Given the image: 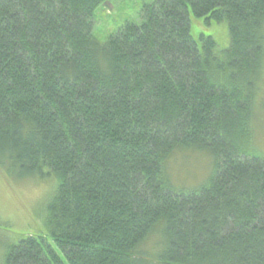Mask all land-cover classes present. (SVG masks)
I'll use <instances>...</instances> for the list:
<instances>
[{
  "label": "trees",
  "instance_id": "16d2710c",
  "mask_svg": "<svg viewBox=\"0 0 264 264\" xmlns=\"http://www.w3.org/2000/svg\"><path fill=\"white\" fill-rule=\"evenodd\" d=\"M107 1L0 0V168L58 181L48 236L4 264H264V0H153L101 43ZM192 13L229 47L196 40ZM193 151L212 173L182 188Z\"/></svg>",
  "mask_w": 264,
  "mask_h": 264
},
{
  "label": "rangeland",
  "instance_id": "374dc122",
  "mask_svg": "<svg viewBox=\"0 0 264 264\" xmlns=\"http://www.w3.org/2000/svg\"><path fill=\"white\" fill-rule=\"evenodd\" d=\"M153 0H109L94 14L93 35L101 43L117 34L126 24L142 23V10ZM191 32L200 41L202 34L213 36L220 51L230 45L227 23H207L192 13ZM261 105L255 108L254 129L257 149L264 156V69ZM178 159V160H177ZM177 162H174L176 161ZM173 174L182 188L196 189L205 184L212 173V157L208 153L193 151L179 155L173 160ZM58 181L40 177L23 179L9 175L0 168V264H4L8 248L28 236H48V206Z\"/></svg>",
  "mask_w": 264,
  "mask_h": 264
}]
</instances>
